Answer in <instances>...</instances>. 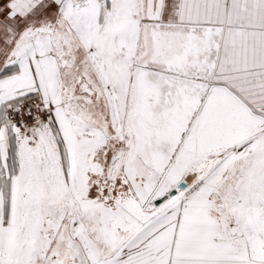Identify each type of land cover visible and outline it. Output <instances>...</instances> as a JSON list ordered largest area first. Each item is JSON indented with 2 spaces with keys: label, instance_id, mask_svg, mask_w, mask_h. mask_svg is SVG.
<instances>
[{
  "label": "snow or ice",
  "instance_id": "obj_1",
  "mask_svg": "<svg viewBox=\"0 0 264 264\" xmlns=\"http://www.w3.org/2000/svg\"><path fill=\"white\" fill-rule=\"evenodd\" d=\"M0 264H264V0H0Z\"/></svg>",
  "mask_w": 264,
  "mask_h": 264
}]
</instances>
